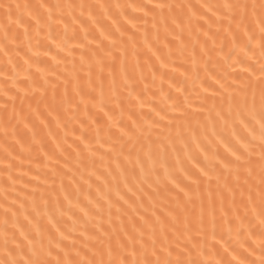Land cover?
<instances>
[{
    "label": "snow or ice",
    "instance_id": "6c2138e0",
    "mask_svg": "<svg viewBox=\"0 0 264 264\" xmlns=\"http://www.w3.org/2000/svg\"><path fill=\"white\" fill-rule=\"evenodd\" d=\"M15 7L19 9L20 5ZM94 7L105 10L111 7L120 9L123 6L84 3L38 5V8H47L49 29L52 23H64L65 11L75 24L78 19L73 14L75 10H80V17L85 15V9L88 10L87 19L96 28L98 36L81 26L84 42H77L71 47L83 50L80 55V71L84 72L91 92L96 91L92 86L93 69H96L100 100L93 107H97L111 122L113 117L104 108L103 74L107 68L108 75L112 77L111 90L115 94L117 61L127 85L130 77L124 71V64L128 46L131 45L133 56L137 55L138 49L134 35H128L127 41L124 40L126 30L116 26L115 19L111 21L115 32L103 26L97 27L99 20L92 13ZM127 7L143 12L141 19L145 31L142 44L153 56H157L161 46L168 49L171 56L172 46L175 45L181 56L185 53L191 56L194 65L199 56L206 72L208 65L211 63L217 66L218 60H223L228 68L233 69L232 73L224 74L225 82H221L219 78L214 81L221 91H213L212 95H221V106L217 108L214 103L211 110L214 111V116L210 111L206 123L197 119L194 125L188 120V113L180 110L177 103H173L171 108L173 111L179 110V117H167V113L152 107L150 112L156 119L146 120L143 115L134 119L129 114L130 124L116 121L112 126L118 133L114 143L120 145V151L116 153L117 161L123 158L131 170L134 182L139 179L136 175L137 168L139 177H143V180L130 186L125 176L123 183L126 192L122 193L117 185L115 200L111 189L101 193L97 188L96 200L89 194L84 196L86 205L80 204L79 196L73 204L65 194L64 200L68 204L65 209L55 192L47 195L41 192L37 202L35 193L38 189L33 188L31 212L27 211L23 202L19 204V208H14L12 205L16 204L15 200L11 205L2 206L4 218L0 222L3 225V230L0 231V264H264V0H236L234 3L226 2L215 6L202 4L199 7L205 10L203 13L194 11L195 6L191 4H173L168 0H158L156 3L149 0L148 4H130ZM54 8L59 10L55 17ZM185 8L188 9L187 15L183 13ZM0 9L4 10L11 23L12 5L0 3ZM149 16L151 40L147 31ZM32 19L39 30L40 17L37 15ZM104 19H109V16L106 14ZM16 23L20 25L22 22L17 20ZM126 23L136 29V23L132 20H126ZM24 32L27 34L28 29L25 28ZM73 35L75 36V30ZM5 38L7 39V32ZM92 45L95 47H91ZM226 47L227 55L224 54ZM60 50L64 51V48L61 47ZM85 52L89 55L86 56ZM115 52L120 55L116 56ZM71 54L69 50V55ZM214 56L217 60L213 59ZM157 59L160 57L157 56ZM234 65H240L238 75ZM37 71L41 70L38 68ZM229 75L234 77L230 83L227 82ZM70 76L71 80L63 81V102L71 105L68 100V85L71 83L75 95L81 97L79 103L85 104L87 115L81 76L75 70V65ZM44 83L48 84L47 79ZM44 93L46 94V89ZM223 93L227 94L226 107L223 104ZM131 96L132 93L129 92V97ZM90 99L95 100V97L90 96ZM52 100H56L55 85ZM184 103L186 107H190L187 97ZM3 107L6 111L7 104ZM116 107H120L119 100ZM140 107H144L143 101H140ZM75 110L79 111V104ZM166 118L167 124L162 127L161 122ZM174 123L175 137L172 136ZM165 128L168 136L162 139L161 134H157L153 139L154 129H160L163 133ZM109 139L112 137L109 136ZM126 146L127 153L124 152ZM109 150L116 152L115 148ZM181 151L190 168L182 166L179 155ZM169 152L175 154L174 164L169 163ZM116 167L120 169L121 164L117 162ZM173 172H179L182 179H178ZM121 175L124 176V171H121ZM150 175L155 176V187L153 182H149ZM97 179L100 177L97 176ZM162 179L165 183H162ZM70 183L74 181L70 180ZM144 183L151 191H145L142 186ZM88 186L91 188L90 183ZM59 187L60 192H65L63 178ZM105 187H108L107 184ZM76 192L80 193V189L76 188ZM162 193L167 204L157 214L156 197H160ZM145 198L153 208L150 217L138 212V207H144ZM105 205L110 230H102L101 225L91 224L96 217H102ZM125 206L136 215L129 214ZM114 207L117 219L120 220L119 230L112 226ZM74 208L76 211H72ZM77 212L81 215L77 216ZM122 212L123 216H127V223L121 216ZM64 217H67L66 221ZM90 224L95 231H88ZM77 226L82 229L79 237L83 239V248L77 247L80 241L73 235L78 231ZM225 228L229 239H232L235 229L237 244L247 254L243 258H237L235 248L230 251V245L224 239ZM241 236L243 240H240ZM209 237L215 241V245L206 249L201 241L206 242ZM92 240L97 243L89 248L88 241ZM84 249L87 251L82 255ZM257 251L259 254L255 259H249Z\"/></svg>",
    "mask_w": 264,
    "mask_h": 264
},
{
    "label": "bare ground",
    "instance_id": "6f19581e",
    "mask_svg": "<svg viewBox=\"0 0 264 264\" xmlns=\"http://www.w3.org/2000/svg\"><path fill=\"white\" fill-rule=\"evenodd\" d=\"M151 2L156 3L158 0H151ZM168 2L182 5L191 4L195 6L194 11L203 13L205 10L199 7L202 4L215 6L226 2L234 3L236 0H168ZM0 3L12 5L11 23L5 16L4 10L0 9V222L4 218L2 206L11 205L13 200L16 201V204L12 205L14 208H19V204L23 202L27 211L31 212L33 188L38 189L35 193L37 202H39L41 192L45 195L49 192H55L59 195L61 206L66 209L68 204L64 200L65 194L68 195L73 204L76 203L79 196L80 204L86 205L84 196L89 194L93 200H96L98 198L97 188L101 190V193L111 189L113 200H115L114 193L117 185L120 191L125 193L126 189L123 183L125 176L130 186L141 182L143 177H139L138 168L136 175L139 179L134 182L131 170L123 158L121 157L117 161L116 153L120 151V145L114 143L118 133L112 125L116 121H121L122 124H130L129 114L134 119H139L140 115H143L146 120L156 119L154 114L150 112V108L155 107L158 111L162 110L163 113H167V117H179V110L173 111L171 108L173 103H177L180 110L188 113L187 118L194 125L197 119L201 123H206L214 103L217 108L221 106V95H212L213 91H221L214 81L219 78L221 82H225L224 74L232 73L233 69L228 68L223 60H218V65L214 66L210 63L206 72L199 56L194 65L191 56L187 53L181 56L175 45L172 46L171 56H169L168 49L162 46L157 52L160 59L153 56L142 44L145 31V25L141 19L143 12L134 11L127 7L130 4L137 6L148 4L149 0H0ZM69 3L122 5L123 7L120 9L111 7L102 10L94 7L92 13L99 20L97 27L103 26L115 32L111 23L112 19H115L117 21L116 26L126 30L125 41H127L128 35L135 36L137 55H132V48L129 45L124 64V71L130 77L128 84L125 85L124 83L119 61L115 66V94L111 90L112 77L108 75L107 68L102 77L104 108L113 117L111 122L97 107H93V104H98L100 100V86L96 69H93L92 77V86L95 87L96 91L91 92L86 84L87 78L84 72L80 71V55L83 50L71 47L77 42H84L81 26L98 36L96 28L87 19L88 10L85 9L83 17H80L79 9L75 10L73 14L78 17L75 24L65 11L64 23H52L51 29H49L47 8H38L40 4L54 6ZM17 4L20 5L19 9L15 7ZM26 5L28 7H25ZM183 13L187 15L188 9H183ZM58 14L59 10L54 8L53 16ZM106 14L109 19H104ZM37 15L41 19L39 30H37L32 19ZM208 15L210 16L211 13ZM147 19L149 20L147 31L151 40V17L149 16ZM17 20L22 23L17 25ZM126 20H132L136 23V29H133L131 24L126 23ZM193 23L195 24L196 21ZM65 24L67 25V32H65ZM25 28L28 29L27 34L24 32ZM73 30H75V36ZM214 30L215 25H213ZM5 32H7V39ZM61 47L64 48V51L60 50ZM91 47L94 48L95 45ZM69 50L72 52L71 55H69ZM227 53L228 48L226 47L224 54L227 55ZM114 54L120 55L119 52ZM85 55L87 56L89 53L85 52ZM213 59L217 60L215 56ZM137 60L139 61L138 65ZM74 65L75 70L81 76L82 95L87 103V115L85 114V104L79 103L81 97L75 95L71 83L68 85V100L71 101V105L63 102L65 90L63 81L65 79L71 80L70 73H72ZM38 68L41 71H37ZM234 68L238 75L240 65H234ZM85 71H87L86 66ZM233 78V75H229L227 82L230 83ZM45 79L48 81L47 85L44 83ZM53 85H55V102L52 100ZM44 89H46V94ZM129 92L132 93L131 97H129ZM90 96H94L95 100H91ZM185 97H187V103L190 107L185 106ZM117 100H119L120 107H116ZM140 101L144 103L143 108L140 107ZM5 104H7L6 111L3 107ZM77 104H79V111L75 110ZM223 104L225 107L227 106L226 93H223ZM121 109H123V117H121ZM199 109L204 110L199 111ZM211 114L214 116V111H211ZM161 123L162 127L165 126L167 118ZM181 130H183V125H181ZM157 134H161L163 139V137L168 136V131L165 128L161 133L160 129H154L153 139ZM175 134L176 125L174 123L172 136L175 137ZM109 136L112 137L111 140ZM85 145L88 147L85 148ZM110 148H115L116 152L110 151ZM127 151L128 147L126 146L124 152L127 153ZM179 155L182 166L190 168L182 151ZM168 160L170 164H174L175 154L169 152ZM117 162L121 164L120 169L116 167ZM121 171H124V176L121 175ZM173 175L182 179L179 172H173ZM97 176L100 177L99 180ZM161 176H163L162 170ZM114 177L115 179H113ZM61 178H63L65 192H60ZM70 180L74 183H70ZM85 181L91 184V188ZM154 181L155 176L150 175L149 182H153L155 187ZM162 183H165L163 179ZM105 184L108 187H105ZM142 186L145 191H151L146 183ZM76 188L80 189V193L76 192ZM166 204L167 201L163 199V193L160 197H156L157 207L155 210L157 214ZM138 205L139 202H137V207ZM143 205V208L138 207V212L150 217L153 208L147 198L143 200ZM125 210L131 215H136L126 206ZM72 211H76V209L74 208ZM112 213V226L119 230L120 220L117 219L115 207L112 209ZM80 215L77 212V216ZM121 216H123V212ZM57 218H59L58 213ZM123 219L127 223V216H123ZM64 220L66 221L67 217H64ZM68 224L71 225V222L68 221ZM91 224L101 225L102 230L109 229L106 205L102 217H96ZM91 224L89 225V232L95 231ZM77 228L78 231L73 235L80 241L77 247L83 248V239L79 237V231L82 229H79V226ZM2 230L3 225L0 223V231ZM224 239L228 241L230 251L233 248L236 249L234 254L237 255L238 259L247 255L237 244L235 229L232 233V239H229L225 228ZM240 240H243V236L240 237ZM201 242L205 244L206 249L215 245V241L210 237L206 242ZM96 243L95 240L88 241L89 248ZM247 246L246 243L245 247ZM216 247L218 248L219 245ZM130 248L131 245H129ZM85 251L87 249H84L81 254L83 255ZM258 254L257 251L249 259H255ZM88 255L90 257L91 253L89 252ZM208 258L211 259V257ZM216 258L219 259V257Z\"/></svg>",
    "mask_w": 264,
    "mask_h": 264
}]
</instances>
